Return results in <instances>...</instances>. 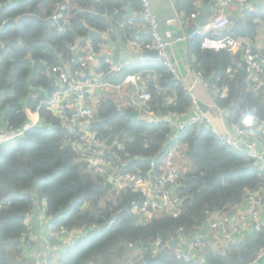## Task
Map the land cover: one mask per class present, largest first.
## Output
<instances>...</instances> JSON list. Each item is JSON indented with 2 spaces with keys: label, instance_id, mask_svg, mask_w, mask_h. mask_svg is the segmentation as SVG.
<instances>
[{
  "label": "trees",
  "instance_id": "obj_1",
  "mask_svg": "<svg viewBox=\"0 0 264 264\" xmlns=\"http://www.w3.org/2000/svg\"><path fill=\"white\" fill-rule=\"evenodd\" d=\"M198 2L212 5L214 1L180 0L175 5L189 16L199 10ZM126 8L142 11L141 0H0V128L22 129L27 111L37 113L41 122L0 145V264H31L25 256L30 232L25 217L35 210V198L46 203L50 245L59 243L54 235L60 231L84 228L87 232L63 250L59 264H127L128 260L145 264L142 259L129 258L128 253L156 240L183 237L191 241L210 214H232L249 194L260 193L264 198V172L259 173L242 152L219 143L205 126H192L179 134L178 152L186 168L197 172L187 177L193 185H186L198 191L175 214L161 211L145 219V196L129 189L108 194V182L77 161V150L71 146L76 135L46 105L58 90L51 68L72 58L69 47L74 42L88 38L96 44L100 32L118 31L126 22ZM55 14H61L66 23L54 21ZM230 22L220 36L255 42L264 26V4L243 11ZM187 44L192 67L211 88L225 90V97L214 98V103L227 113L228 124L249 127L252 120L263 122L264 88L255 93L248 89L246 66L236 68L239 59L226 51L202 50L200 37ZM260 54L264 59V49ZM148 61L132 63L118 77L110 80L106 76L103 81L118 85L127 76L154 73L156 81L146 85L150 99L143 112L157 119L131 122L124 111L133 108L120 111L110 99L104 100L100 114L111 118L108 126L120 140L133 141V152L135 146L143 147L122 174L153 171L157 177L171 129L164 117L185 113L189 100L184 86L158 60ZM95 124L90 128L95 129ZM151 162H155L153 168ZM185 179L181 173L178 183L183 185ZM263 248L264 225L225 251L206 247L200 261H177L170 250H164L153 264H250Z\"/></svg>",
  "mask_w": 264,
  "mask_h": 264
},
{
  "label": "built area",
  "instance_id": "obj_2",
  "mask_svg": "<svg viewBox=\"0 0 264 264\" xmlns=\"http://www.w3.org/2000/svg\"><path fill=\"white\" fill-rule=\"evenodd\" d=\"M213 11L211 16L207 19V23L202 26H194L195 20L199 15V10L187 16L180 11L175 14L173 18L168 19L165 24H189L194 26L192 32L188 37H177L175 41L185 42L191 41L196 37L201 38L200 47L202 50L209 51H226L233 57L235 53H239V61L234 64L236 68H242L244 64L247 72V85L251 92H257L264 88V59L260 52L263 50L258 45V40L255 42H245L242 40H235L230 36H220L221 33L230 27V17L228 12L230 8L236 7L240 11L249 10L248 5L253 0H213ZM141 17L148 29V41L138 45V50L141 52H156L158 61L169 72L172 79L176 83L184 86V91L188 97L189 105L192 109V114L187 121L176 127L178 135L172 140L163 151L160 174L156 180V191L160 196V201L152 199L149 192H141L147 199V207L143 212V217L149 219L151 215L161 208L169 214H175L179 207V200L171 196L172 189L178 184L180 179V172L174 163V157L177 152V140L180 132L192 126L207 127L215 139L222 145L242 152L246 158L259 171L264 172V121L257 123L254 120L250 121V126L240 125L236 123L228 124L229 130L220 132L214 124L213 119L204 112L196 95L194 88L197 85L203 86L209 90L211 95L216 98L225 97V90L219 88H211L208 85L203 74L193 68H189L190 83L187 84L178 74L177 68L170 54V40L165 39L160 33V24L154 13L152 12L150 0H141ZM54 21L62 20L63 24L66 20L62 18L61 14L53 16ZM96 44H93L91 39L80 40L74 42L69 51L73 54L72 58L62 66H55L51 68V74L56 80L58 90L52 95L46 103L48 110L52 111L57 116L63 125L69 130L71 134L76 135V139L71 142L72 146L80 145L84 142H90L91 150L98 148V141L94 136H91L90 125L94 120V111L85 104L88 96H93L96 92H113L115 86L110 81H103V78L108 76L110 80L120 75L123 68L130 65L129 62H117L112 60V50L107 43L110 37V32H100ZM261 45L264 46V37L261 40ZM254 46V47H253ZM254 50V51H253ZM104 67L103 71H101ZM105 70V71H104ZM150 99L148 92L143 89L132 95L127 101L130 108L139 113L143 112L144 104ZM180 115V114H179ZM178 114L171 113L167 117L175 118ZM226 118L227 113L222 112ZM167 121V120H166ZM30 128V127H29ZM26 128L22 129H8L0 128V145L14 141L19 138ZM89 173L93 176L105 174L106 160L97 156L89 163ZM155 162H151L153 168ZM122 169L119 168L116 172L117 185L119 192L129 189V184H138L141 173L139 171L122 174ZM109 178V177H108ZM249 205L247 220L242 214L235 216V225L230 229L227 222L228 216L222 214H210L209 219L196 230L195 237L191 241L180 237L178 240L163 242L156 240L158 245L154 242L150 243L147 248L139 249L138 259H142L145 254L151 258H155L161 251L170 250L172 257L177 261L189 263L190 261H200L202 259L206 247L210 248L206 241L209 238H215L217 234L223 235L222 242L218 243L213 250H226L230 244L237 241L232 240V234L244 237L245 231L250 232L259 231L264 225V198L260 193L249 194L247 198ZM32 213L25 217V222L28 221ZM86 230L81 228L71 232L60 231L55 234V240L59 241L50 247L53 253V260L44 264H59L58 255L63 250L71 248L76 240L86 235ZM221 239V238H220ZM176 242V247L172 249V244ZM210 243V242H209ZM136 258V259H137ZM264 264V248L261 249L256 258L250 264ZM131 260L127 261L130 264Z\"/></svg>",
  "mask_w": 264,
  "mask_h": 264
},
{
  "label": "crops",
  "instance_id": "obj_3",
  "mask_svg": "<svg viewBox=\"0 0 264 264\" xmlns=\"http://www.w3.org/2000/svg\"><path fill=\"white\" fill-rule=\"evenodd\" d=\"M180 1V0H179ZM178 2L176 0H150V5L152 12L156 16L158 23L160 24V33L162 36L170 40V54L172 60L175 63L179 76L187 83H190L189 76V68L192 66L193 57L188 51V44L182 41H175L177 37H188L192 32L194 26H190L189 24H172L166 25L165 22L173 18L177 12H180L176 8L175 3ZM200 8L203 5L202 2L197 3ZM264 4V0H253L250 5H248L249 10H254L257 7H260ZM213 3L211 8V13L208 18L211 16L213 11ZM126 22L125 24H120L119 30L116 31L111 29L110 37L107 40L108 45L112 50V60H113V52L114 50H119V62H129L123 60L126 54H129L132 57L130 64L132 63H146L148 60H154L153 58L145 56V52H141L138 50V45H141L148 41V29L145 26V23L141 17V11H132L126 8ZM242 11L238 10L236 7L230 8L228 15L230 20L240 17ZM264 37V26L260 29L258 37V45L264 49V46L261 45V40ZM254 47V46H253ZM235 57L239 56V53L234 54ZM156 81V76L152 72H147L146 75H130L125 77L121 83L115 86V91L113 92H96L93 96H88L85 100V104L90 107L94 111V120L96 124L95 129H91V136H94L98 141V148L95 150H91L90 142H84L80 145L72 146L78 153V162L82 163L86 166V171H90V161L94 160L97 156H100L106 160L105 165V174L98 175V177L104 178L108 182L107 192L108 194L118 193L119 188L117 185L116 172L119 168H124L128 166L131 162L138 159V154L142 151L141 147H134V152L131 150L130 145L133 143L132 140H120L116 133L108 126V122L111 120L110 117L102 118L100 114L101 105L106 99H110L114 101L117 105L118 110H127L130 109V106L127 104L129 98L136 94L138 91L146 89V85L148 82ZM194 93L198 102L200 104L201 109L206 112L214 121L215 126L220 132L228 131L229 126L226 118L222 115L223 110L218 108L214 103V97L211 95L210 91L205 89L201 85H197L194 88ZM134 111V109L132 110ZM125 112V111H124ZM130 112V111H127ZM192 109L189 105L188 109L183 114H178L179 116L175 118H168L167 122L170 124V134L166 137L164 141L165 147L169 145V143L176 138L178 135L176 127L184 124L189 116L192 114ZM27 123L25 128L28 129L32 126L40 125V119L37 113H31L27 111ZM140 116L144 118L146 121H153L157 118L153 114H148L141 112ZM175 165L179 164V172L186 175V181L183 185L179 183L172 189L171 196L173 198H177L179 200V207L176 212L180 210L182 204L191 202L193 196L198 191L196 190V186L189 187L186 185L187 182L193 185L191 179H187L189 174L196 175L197 172L194 169H187L188 166L185 160H182L178 149L176 155L174 157ZM161 166V165H160ZM160 166L158 169H160ZM109 177V178H108ZM194 179V178H193ZM156 174L152 171L148 174H142L139 178L138 184H129V190L135 192H145L148 191L152 199H157L160 201V196L156 191ZM142 194V193H141ZM143 195V194H142ZM36 208L32 212V215L28 221L29 226V235L27 242V252L25 253L26 258L31 262V264H44L53 260V253L50 251L49 239L51 237L50 232V220L46 218V203L43 200L37 201L35 198ZM248 209L249 205L247 199L240 205L235 207L234 212L232 214L226 213L229 220L227 222L230 229L235 225V216L242 214L244 218L248 217ZM159 211L155 212L160 213L164 210V208L157 209ZM264 220V214H263ZM250 233L247 229L245 231L244 237ZM221 238V239H220ZM223 235L217 234L215 238H209L208 246L211 248H215L216 245L222 242ZM240 241L242 237L237 236V234H232V240ZM210 242V243H209ZM154 245H158L157 242H154ZM48 251V255L45 253ZM132 252L128 253L129 257H135L139 255L138 250H131ZM64 252V251H63ZM62 255V252L58 255V259ZM127 255V254H126ZM260 264H263L261 262Z\"/></svg>",
  "mask_w": 264,
  "mask_h": 264
},
{
  "label": "water",
  "instance_id": "obj_4",
  "mask_svg": "<svg viewBox=\"0 0 264 264\" xmlns=\"http://www.w3.org/2000/svg\"><path fill=\"white\" fill-rule=\"evenodd\" d=\"M176 1H179V0H176ZM211 8H212V6L210 4H203L201 6L199 15H198L197 19L195 20V24L197 26H202V25L207 23L208 16L211 13ZM145 56L153 58L154 60H158V55L156 52H147V53H145ZM123 60L131 61L132 57L129 54H126L125 57L123 58ZM113 61L115 63L119 62V50L118 49L114 50V52H113ZM124 115L131 122H136L138 120L144 119L140 116V113L138 111L124 112ZM166 120H167V117H164V121H166ZM194 237H195V234L192 235V238H194ZM175 247H176V242H174L172 244V249H174ZM45 253L48 255L49 252L45 251ZM142 260L145 264H153L155 262V259L151 258L147 254H145L143 256Z\"/></svg>",
  "mask_w": 264,
  "mask_h": 264
},
{
  "label": "rangeland",
  "instance_id": "obj_5",
  "mask_svg": "<svg viewBox=\"0 0 264 264\" xmlns=\"http://www.w3.org/2000/svg\"><path fill=\"white\" fill-rule=\"evenodd\" d=\"M23 128H25V126ZM176 167L178 168L179 164H177ZM178 170H179V168H178ZM180 175H181V172H180ZM129 258H131V257H129ZM132 259H135V257L134 258L132 257Z\"/></svg>",
  "mask_w": 264,
  "mask_h": 264
}]
</instances>
